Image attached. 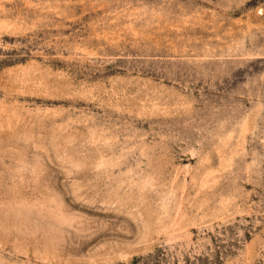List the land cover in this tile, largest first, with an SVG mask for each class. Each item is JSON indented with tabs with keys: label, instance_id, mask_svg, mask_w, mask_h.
Masks as SVG:
<instances>
[{
	"label": "rangeland",
	"instance_id": "obj_1",
	"mask_svg": "<svg viewBox=\"0 0 264 264\" xmlns=\"http://www.w3.org/2000/svg\"><path fill=\"white\" fill-rule=\"evenodd\" d=\"M0 264H264V0H0Z\"/></svg>",
	"mask_w": 264,
	"mask_h": 264
}]
</instances>
